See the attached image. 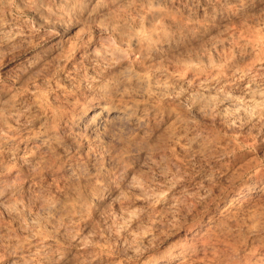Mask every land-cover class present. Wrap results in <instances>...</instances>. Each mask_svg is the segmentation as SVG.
<instances>
[{"label":"clouds","instance_id":"9594fccd","mask_svg":"<svg viewBox=\"0 0 264 264\" xmlns=\"http://www.w3.org/2000/svg\"><path fill=\"white\" fill-rule=\"evenodd\" d=\"M0 264H264V0H0Z\"/></svg>","mask_w":264,"mask_h":264}]
</instances>
